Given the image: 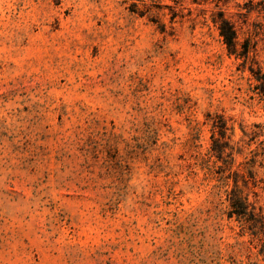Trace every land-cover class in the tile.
<instances>
[{
  "label": "rangeland",
  "instance_id": "1",
  "mask_svg": "<svg viewBox=\"0 0 264 264\" xmlns=\"http://www.w3.org/2000/svg\"><path fill=\"white\" fill-rule=\"evenodd\" d=\"M248 1L0 0V264H264L211 153L210 115L232 171L264 139V98L214 22L264 67Z\"/></svg>",
  "mask_w": 264,
  "mask_h": 264
},
{
  "label": "trees",
  "instance_id": "2",
  "mask_svg": "<svg viewBox=\"0 0 264 264\" xmlns=\"http://www.w3.org/2000/svg\"><path fill=\"white\" fill-rule=\"evenodd\" d=\"M244 8L243 16L248 17L255 12L264 20V0H250ZM246 21V20H245ZM214 22L219 27L220 36L230 55L235 56L242 61L239 63L242 71L248 70L252 76V90L264 98V67L257 59L258 44H252L250 38L241 39V30L236 22L226 16L223 11H219L214 17ZM264 28V21L262 24ZM213 144L211 153L222 162L219 165V179L224 184H229L232 179L233 184L227 190V200L229 202V216H235L241 226L254 238H257L261 244L260 254L264 255V209L258 204V200H251V194L258 196L254 187L263 184L264 176L257 178L255 171L257 163L264 168V139L258 142L257 148L251 151V157L244 163L246 172L231 170L230 157L233 155V146L231 145V135L228 134L230 127L223 115L212 117L210 115ZM258 131L253 133V138L263 135L264 128L262 124H256Z\"/></svg>",
  "mask_w": 264,
  "mask_h": 264
}]
</instances>
